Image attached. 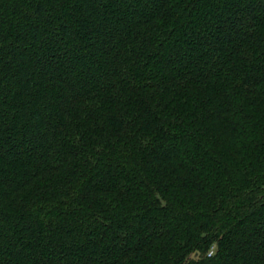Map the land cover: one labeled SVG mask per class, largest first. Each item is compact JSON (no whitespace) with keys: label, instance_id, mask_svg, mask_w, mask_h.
I'll use <instances>...</instances> for the list:
<instances>
[{"label":"trees","instance_id":"1","mask_svg":"<svg viewBox=\"0 0 264 264\" xmlns=\"http://www.w3.org/2000/svg\"><path fill=\"white\" fill-rule=\"evenodd\" d=\"M0 264H264V0H0Z\"/></svg>","mask_w":264,"mask_h":264},{"label":"built area","instance_id":"2","mask_svg":"<svg viewBox=\"0 0 264 264\" xmlns=\"http://www.w3.org/2000/svg\"><path fill=\"white\" fill-rule=\"evenodd\" d=\"M213 254V249L208 253V256H211Z\"/></svg>","mask_w":264,"mask_h":264}]
</instances>
